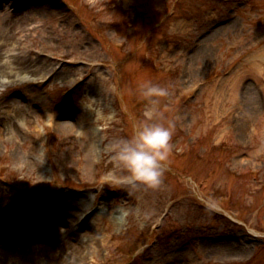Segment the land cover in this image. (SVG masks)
I'll return each instance as SVG.
<instances>
[{
    "label": "rangeland",
    "instance_id": "1",
    "mask_svg": "<svg viewBox=\"0 0 264 264\" xmlns=\"http://www.w3.org/2000/svg\"><path fill=\"white\" fill-rule=\"evenodd\" d=\"M263 55L264 0H0V264H264ZM148 79L174 85L158 188L109 150Z\"/></svg>",
    "mask_w": 264,
    "mask_h": 264
},
{
    "label": "clouds",
    "instance_id": "2",
    "mask_svg": "<svg viewBox=\"0 0 264 264\" xmlns=\"http://www.w3.org/2000/svg\"><path fill=\"white\" fill-rule=\"evenodd\" d=\"M174 85H161L151 79L139 85V92L147 103L142 118L133 125L129 136L114 138L109 144L110 160L118 168L128 173L133 184H142L150 188H158L163 184L165 165L172 150V137L175 124L165 123L160 117L161 97H169ZM94 118L98 126H110L113 116L101 106L93 107Z\"/></svg>",
    "mask_w": 264,
    "mask_h": 264
},
{
    "label": "bare ground",
    "instance_id": "3",
    "mask_svg": "<svg viewBox=\"0 0 264 264\" xmlns=\"http://www.w3.org/2000/svg\"><path fill=\"white\" fill-rule=\"evenodd\" d=\"M261 59H262V61L264 62V55L263 56H261L260 57ZM4 63L5 64H9V62H7V60L6 61H4ZM9 68H10V66H8ZM262 69H264V68H262ZM10 71H13V69L12 68H10ZM33 71V73H41L42 72V69L41 68H39V67H35V69H33L32 70ZM238 73V71H235L234 73H233V75H231L232 77V80H234L236 77H237V74ZM23 78H25V79H30L31 77L30 76H28L27 74H25V75H23L22 76ZM231 80V79H230ZM7 82V80H0V90H2V87H3V85H4V83H6ZM262 89H263V91H264V86L262 87ZM70 130H72V128H70ZM85 136H86V138H87V141H88V143H90V142H92L91 144H94L95 143V141H96V137H97V128L95 127V126H93V125H91L90 127L89 126H87L86 128H85ZM94 140V141H93ZM31 204H34L35 205V207H40V204H39V202H33V203H31ZM76 208V209H75ZM79 208V207H78ZM77 207H75V206H72L71 205V209H75V210H77L78 209ZM73 230L75 229L74 227L72 228ZM35 234H36V236H35ZM38 236H41V237H45L44 235H43V233H41V232H39V231H36L33 235H29L28 234V236L26 237V240H24V243L26 242H28V239H30V241H32L33 239H35L36 240V237L38 238ZM65 242V241H64ZM64 248H66V247H64ZM67 249V248H66ZM21 250H24V248H22ZM25 250H27V249H25ZM33 250H35L34 252H32L31 254L33 255V254H35V253H37L36 252V250L37 249H35V247H34V249ZM30 251H32V250H30ZM229 250H223V253L222 254H225V255H233L232 253L233 252H228ZM24 253H25V251H24ZM34 256V255H33ZM232 258V257H231Z\"/></svg>",
    "mask_w": 264,
    "mask_h": 264
}]
</instances>
